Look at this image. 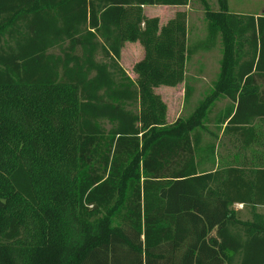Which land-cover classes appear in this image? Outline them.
Returning a JSON list of instances; mask_svg holds the SVG:
<instances>
[{
    "label": "trees",
    "instance_id": "16d2710c",
    "mask_svg": "<svg viewBox=\"0 0 264 264\" xmlns=\"http://www.w3.org/2000/svg\"><path fill=\"white\" fill-rule=\"evenodd\" d=\"M198 1L190 43L186 12L144 8L192 0H0V264H264V16ZM216 49L213 89L168 124L155 90Z\"/></svg>",
    "mask_w": 264,
    "mask_h": 264
},
{
    "label": "rangeland",
    "instance_id": "374dc122",
    "mask_svg": "<svg viewBox=\"0 0 264 264\" xmlns=\"http://www.w3.org/2000/svg\"><path fill=\"white\" fill-rule=\"evenodd\" d=\"M213 9L217 8L216 0H209ZM230 10L232 13L238 14H252L259 13L264 16V0H230ZM178 12H186L188 15V30L189 42L195 43L199 39H204L207 35V23L205 21V11L202 4L198 0H192L187 7L177 9H163L162 7H146L144 14L147 17H158L160 19L161 27L173 19ZM144 48L139 43H127L122 51L120 60L121 66L125 69L128 75L137 80V75L133 68L136 63L144 58ZM221 51L216 49L210 53H200L193 56L186 65V81L177 87H159L155 92L160 95L163 101L167 104V123L172 124L179 118H188L196 109L199 102L213 89L214 83L217 80L220 72ZM194 86L195 91L189 101L185 99L186 83ZM228 100H220L213 110L212 118L223 110ZM209 129L216 131V127L212 123ZM211 139L210 136H206ZM214 141V140H213ZM219 146L220 155L232 156L238 150L232 143L230 137H225L222 133L216 142ZM239 211V217L243 220L252 219L251 211L244 207L235 206ZM263 211V209H261Z\"/></svg>",
    "mask_w": 264,
    "mask_h": 264
},
{
    "label": "crops",
    "instance_id": "0c3cea01",
    "mask_svg": "<svg viewBox=\"0 0 264 264\" xmlns=\"http://www.w3.org/2000/svg\"><path fill=\"white\" fill-rule=\"evenodd\" d=\"M156 7H162L163 9H164V8H165V9H171V8H173V9H177V10H180V9L182 8V7H168V6H156ZM145 8H146V7H145ZM255 15L259 16L260 14H259V13H256ZM151 18H153V17H151ZM125 46H126V45H125ZM236 206L240 207V209H243V208H244V205H241V204H237ZM261 209H263V211H262ZM258 211H259L260 213H264V208H259Z\"/></svg>",
    "mask_w": 264,
    "mask_h": 264
}]
</instances>
